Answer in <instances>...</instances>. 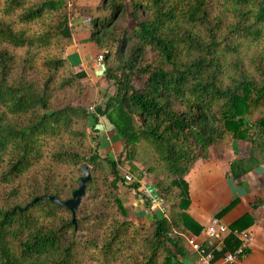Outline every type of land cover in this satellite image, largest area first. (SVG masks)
<instances>
[{"label": "trees", "instance_id": "trees-1", "mask_svg": "<svg viewBox=\"0 0 264 264\" xmlns=\"http://www.w3.org/2000/svg\"><path fill=\"white\" fill-rule=\"evenodd\" d=\"M98 8L109 14L93 20L87 41L113 92L89 113L70 103L86 75L64 58L65 3L0 0V185L8 189L0 264H181L184 238L198 233L184 213L194 162L241 141L249 150L229 163V176L264 164V0H100ZM124 14L134 26L110 29ZM98 117L122 141L117 160L88 146ZM120 161L137 163L152 194L172 203L166 217L129 219ZM83 165L90 178L74 225L64 207L30 204L69 199ZM237 247L229 232L214 261Z\"/></svg>", "mask_w": 264, "mask_h": 264}, {"label": "crops", "instance_id": "crops-1", "mask_svg": "<svg viewBox=\"0 0 264 264\" xmlns=\"http://www.w3.org/2000/svg\"><path fill=\"white\" fill-rule=\"evenodd\" d=\"M69 25L72 26L71 44L66 47L64 58L76 71L84 72L86 81L100 80L103 67L101 61H96L100 52L87 41L90 30L85 29L83 21L78 19ZM90 139L93 140L98 155L114 158L122 150L121 139L104 117H98L97 124L91 130ZM248 150L249 145L245 142L230 143L221 154L210 153L206 160L195 161L184 176L189 198L184 213L189 226L198 227L199 232L221 209L232 204L226 213L216 219L231 235L243 231L249 235L248 241L239 242L243 249L242 256L230 264H264V164L237 180H233L228 172L229 163L245 158ZM132 165L141 171L137 163ZM141 174L140 179L135 182L138 184L137 194L133 193V189H129L132 196L128 202L136 211L130 219L136 222H146L148 218L152 220L153 217V214H147L149 210L139 198V192L142 190L152 194L150 178L144 172ZM197 234L188 232L187 236ZM195 261L196 255L187 249L181 264H195ZM214 262L222 264L221 259Z\"/></svg>", "mask_w": 264, "mask_h": 264}, {"label": "rangeland", "instance_id": "rangeland-1", "mask_svg": "<svg viewBox=\"0 0 264 264\" xmlns=\"http://www.w3.org/2000/svg\"><path fill=\"white\" fill-rule=\"evenodd\" d=\"M60 3H65V10L67 13V19L68 23L71 24L74 22L76 19L79 21H83L84 25L83 26L85 29H92V22L95 18H98L100 20H103L107 18L109 12L107 11H101L98 8L100 0H59ZM129 0H124V3H127ZM132 26H134L133 22L131 19L127 16H119L114 23L111 24L110 29H130ZM70 27V33L72 32V26L69 25ZM101 54V53H100ZM102 61V60H101ZM101 63V62H100ZM81 84L83 86L81 94L74 100L72 99L70 103L74 107H80L87 112L90 113L89 108L90 107H96L97 105L101 104L102 101L106 99V97L113 92V87L111 84L108 82L104 81L102 76L100 80H97L96 82H89L84 79L81 81ZM90 137V134L88 135ZM88 146L94 150V142L92 139L88 138ZM96 151V150H95ZM224 149H220L219 147H213L208 150V153H222ZM101 156V155H100ZM112 157V156H110ZM115 160H117L118 156L115 155ZM126 165V166H125ZM117 171L119 177L124 181V175H130L133 178V181H136L137 179H140L142 176V172L138 171L135 167L134 170L129 168V165L125 163L124 161L118 162L117 166ZM150 178V177H149ZM151 179V178H150ZM133 183V182H132ZM130 183L129 185H131ZM129 185L122 184L119 185V202L121 203V206L126 210L127 215L129 216V219L131 218L130 216L135 215L136 211L135 208L128 202L129 198L132 196L129 193ZM7 188L0 185V204H2L5 200V196L7 193ZM85 203V202H84ZM169 201L167 202V205H171ZM147 208V207H146ZM147 214L150 216V214H154L153 212H148ZM138 218V217H136ZM132 220V219H130ZM134 223L140 225V224H151L152 220L148 218V222H141V221H134Z\"/></svg>", "mask_w": 264, "mask_h": 264}, {"label": "built area", "instance_id": "built-area-1", "mask_svg": "<svg viewBox=\"0 0 264 264\" xmlns=\"http://www.w3.org/2000/svg\"><path fill=\"white\" fill-rule=\"evenodd\" d=\"M102 60L101 54L96 57V61L100 62ZM95 107H90V113H93ZM123 183L129 185L130 183H135L130 175H124ZM136 195L137 190H133ZM139 198L145 203L147 209L153 212V215H158L159 217H166L168 213L167 202L159 197L149 193L146 190L139 192ZM229 234V230L221 224L218 219L213 218L210 220L207 226H204L199 230L197 236H186L185 244L187 249L196 255L195 264H215L213 255L218 252L223 247V241ZM234 238L238 242L248 241L249 235L243 232L233 233ZM243 254V249L241 245L235 249L233 253H226L220 259L222 264H230L236 261Z\"/></svg>", "mask_w": 264, "mask_h": 264}, {"label": "water", "instance_id": "water-1", "mask_svg": "<svg viewBox=\"0 0 264 264\" xmlns=\"http://www.w3.org/2000/svg\"><path fill=\"white\" fill-rule=\"evenodd\" d=\"M80 173H81V177L77 180V188L74 191H72L69 199H67L63 202H60L55 197H52V196H41L38 198H34L30 204H33L36 201L45 200V201L51 202L57 206L64 207L71 214L70 223L72 225H74V212L77 209V207L80 203V200L84 194V184L90 178L87 167L85 165L80 167ZM15 209H17L18 211L22 210L20 208H14L11 210V212H13Z\"/></svg>", "mask_w": 264, "mask_h": 264}]
</instances>
